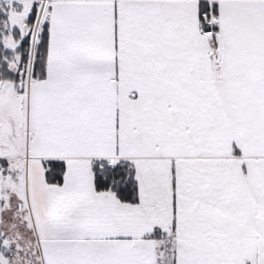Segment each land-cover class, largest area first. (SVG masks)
Wrapping results in <instances>:
<instances>
[{"label":"snow or ice","instance_id":"snow-or-ice-1","mask_svg":"<svg viewBox=\"0 0 264 264\" xmlns=\"http://www.w3.org/2000/svg\"><path fill=\"white\" fill-rule=\"evenodd\" d=\"M0 264H264V0H0Z\"/></svg>","mask_w":264,"mask_h":264}]
</instances>
